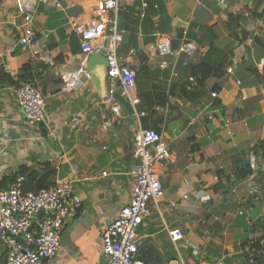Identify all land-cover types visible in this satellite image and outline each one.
<instances>
[{
  "label": "crops",
  "instance_id": "1",
  "mask_svg": "<svg viewBox=\"0 0 264 264\" xmlns=\"http://www.w3.org/2000/svg\"><path fill=\"white\" fill-rule=\"evenodd\" d=\"M98 1L0 0V190L27 169L39 174L36 189L69 181L82 202L64 222L58 251L43 264L103 263L101 233L130 199L140 127L157 131L169 151L153 165L162 194L150 208L160 221L150 209L139 226L140 258L146 264H264V157L254 150L264 141V0L121 1L119 61L135 71L148 68L132 91L150 97L134 105L144 113L138 118L104 102L106 67L101 56L89 62L94 53L81 52L74 32ZM25 14L39 43L23 50L17 40ZM167 36L175 40L173 54L160 55L155 44ZM203 58L222 63L223 72L197 84L191 70ZM82 65L98 83L82 77L72 91H62L63 75ZM24 82L45 98L43 123L23 119L16 92ZM250 151L259 168L254 177L252 169L237 179ZM167 227L182 231L180 243L169 239ZM257 243L258 252L247 255ZM6 253L0 241V264Z\"/></svg>",
  "mask_w": 264,
  "mask_h": 264
},
{
  "label": "built area",
  "instance_id": "2",
  "mask_svg": "<svg viewBox=\"0 0 264 264\" xmlns=\"http://www.w3.org/2000/svg\"><path fill=\"white\" fill-rule=\"evenodd\" d=\"M37 1L46 4L50 0ZM121 1L127 0H99L87 22L73 25L82 53L104 54L106 74L110 80L104 102L115 113L121 110V104L115 98L116 92L132 107L139 103L138 97L132 95L136 85L135 70L121 63L116 52L120 40L118 12ZM30 21V14H25V32L17 40L23 50L39 43L29 27ZM155 48L160 55L173 54L172 39L164 37L156 42ZM190 50L189 45L186 46V51ZM82 77H91L84 65L67 72L62 77V91H72ZM217 95L212 93L213 97ZM16 98L23 119L29 125L45 121V98L32 83H21ZM133 114L138 118L144 113L133 108ZM133 155L138 162L130 171L133 176L130 199L102 230L103 263L98 264H146L139 255L138 228L149 217L150 206L157 204L162 194V185L153 165L167 159L169 151L157 131L140 127L133 137ZM248 158L250 168L254 169L256 153L250 151ZM24 182L23 175H16L8 187L0 190V241L7 247L5 264H43L52 258L60 247V232L65 220L74 216L82 205L69 181H57L36 192L24 191ZM166 232L174 244L184 238L179 228L167 227ZM250 260L253 261L252 258Z\"/></svg>",
  "mask_w": 264,
  "mask_h": 264
},
{
  "label": "trees",
  "instance_id": "3",
  "mask_svg": "<svg viewBox=\"0 0 264 264\" xmlns=\"http://www.w3.org/2000/svg\"><path fill=\"white\" fill-rule=\"evenodd\" d=\"M188 35V32H187ZM57 55V54H55ZM26 71L29 70V67L26 66L25 67ZM223 72V65L222 63L218 62L217 65H214L211 63L210 60H207L206 58H203L198 64H196L195 66L192 67L191 70V76H193V78H195V81L197 84L202 83L207 77H209L210 75L214 74V75H220ZM136 75H135V83L136 85L140 84V79L146 75L148 73V68L146 66H143L141 68H139L138 70L135 71ZM137 97L140 100L147 103L150 97L144 96L142 95L140 92H137ZM143 126H145L143 124ZM148 127V126H145ZM193 149L199 151L200 147L196 144L195 147L193 146ZM255 151H260L262 152V155L264 157V141L260 142V144L258 146H255L254 148ZM45 167H49L48 164H44ZM252 169L250 168L249 164L245 167H243L242 169H240L237 172V179H242L245 176L251 174ZM16 175H23L25 178V182L23 185V190L24 191H28V190H34V192L38 191V189H36L38 187V185H36V183L38 181H40V179H37L39 174L34 172V173H28L27 169H22L19 173H17ZM13 176L12 181L14 180L15 176ZM44 177V176H43ZM42 177V178H43ZM26 182L29 183L26 185ZM36 187H35V185ZM29 185V187H28ZM34 186V188H33ZM30 187H32L33 189H31ZM253 248H250L246 251V254L248 255H253L254 253L258 252L259 250V245L254 244L252 246ZM143 259V258H142Z\"/></svg>",
  "mask_w": 264,
  "mask_h": 264
},
{
  "label": "water",
  "instance_id": "4",
  "mask_svg": "<svg viewBox=\"0 0 264 264\" xmlns=\"http://www.w3.org/2000/svg\"><path fill=\"white\" fill-rule=\"evenodd\" d=\"M174 43H175V40H172V47L173 48H174ZM99 56H101V59H102V61L100 60V63L105 65L106 64V60H105V57H104L103 53H94V55L91 56L89 62L91 64H93V60L94 59L97 60L99 58ZM91 76L96 81V83H98L97 82L98 79L96 78V76L93 73L91 74ZM115 98L126 109V111L128 112V114L130 116L133 115V107H132V105L130 104V102L127 99H125L123 96H121L118 92L115 93ZM258 168H259V165L257 163L256 166L254 167L253 177L255 176L256 170Z\"/></svg>",
  "mask_w": 264,
  "mask_h": 264
},
{
  "label": "rangeland",
  "instance_id": "5",
  "mask_svg": "<svg viewBox=\"0 0 264 264\" xmlns=\"http://www.w3.org/2000/svg\"><path fill=\"white\" fill-rule=\"evenodd\" d=\"M151 211H152V214H151V219L154 221V222H159L160 221V217H159V214L157 213V210H154V208H150ZM181 241V240H180ZM180 241H178L177 243H180Z\"/></svg>",
  "mask_w": 264,
  "mask_h": 264
}]
</instances>
